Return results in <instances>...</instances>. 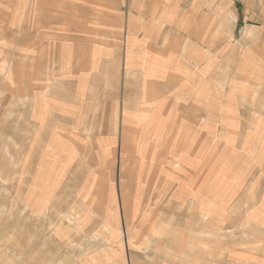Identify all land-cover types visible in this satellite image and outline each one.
<instances>
[{"label":"crops","instance_id":"0c3cea01","mask_svg":"<svg viewBox=\"0 0 264 264\" xmlns=\"http://www.w3.org/2000/svg\"><path fill=\"white\" fill-rule=\"evenodd\" d=\"M121 7L129 36L123 22L112 59L69 66L68 74H80L72 77L45 66L46 55L75 53V38L46 40L43 21L28 12L15 33L13 18L0 17V181L16 162L26 206L52 209L69 231L61 242L87 236L84 264H264V0H124ZM222 16L232 26L223 60L227 118L216 99L206 108L202 97L182 92L199 85L205 40L216 59ZM210 124L216 158L205 160ZM133 150L148 154L131 169L148 195L111 196L130 177L125 155ZM211 181L215 191L206 193ZM3 242L0 264H13L11 242Z\"/></svg>","mask_w":264,"mask_h":264},{"label":"rangeland","instance_id":"374dc122","mask_svg":"<svg viewBox=\"0 0 264 264\" xmlns=\"http://www.w3.org/2000/svg\"><path fill=\"white\" fill-rule=\"evenodd\" d=\"M123 2L124 0H0V17L11 16L13 18L15 33L18 32L28 12L30 17L36 16L43 21V33L46 40H55L59 42L57 44H64L70 41V36L75 38L72 41L78 48L75 53L69 54V51L65 49L60 51L62 57L58 56L59 53H53V56L46 55V60H52V64L45 66V69L54 68L52 65L58 68V74L57 72L51 73L53 76L68 77L70 75L72 77L80 74L78 72L68 74L69 66L71 69L74 65L78 68L92 69L99 65L100 57L106 55L112 59L115 55L114 48L118 38L122 37L124 31L123 22H125L126 37L129 36L127 15L124 8L121 7ZM242 26L243 24L236 26L235 35L238 41L232 42L237 46V49L240 47L238 43L243 44L242 39L239 38V34L241 35L244 31ZM0 27H4V25L1 23ZM231 31L232 26L227 24L222 16L216 22V34L224 35L221 40H216V59L207 56L214 47L205 40L207 54L203 70L199 63V85L193 80L195 82L190 83L189 87L182 91L183 96L188 99L193 98L197 101L202 97L206 108L208 106L212 108L216 99V111L225 114L226 118L229 112L228 102H230L228 89L230 72L223 60L225 59V47L228 44L225 39ZM15 37L16 35H14V39ZM241 49H244L243 45ZM219 53L220 55H218ZM200 79L204 80L203 87ZM240 79H244V77L242 76ZM215 129L216 124L205 125V160L216 158ZM3 155L5 156V154ZM147 156V153L138 154L134 150L126 153L125 162L129 164L130 177L126 175L124 186L119 187V183L114 184V191L110 190L113 193L111 196H116V191L119 196V191L122 190L125 191V196L148 195L145 184L139 185L141 187V191H139L138 184H135L132 179L131 170H134L133 163L137 159H140L137 162L146 161ZM10 158L8 157V160ZM123 161L118 156L120 165ZM9 164L15 167L9 168L6 181H0V245H5L3 240L11 242L13 264H84V253L87 247L90 249V243H86L87 236L80 233L78 237L80 242L78 243H70L69 240L61 242L60 236H68L69 231L65 232V228L58 225L59 221L56 220V217L54 219L52 209L36 214L26 206L22 198L25 186L20 184L21 169L16 167V162H9ZM115 176L116 170L110 177L113 179ZM117 176L123 177L118 172ZM206 179L208 180V177ZM214 191L211 181L206 185V193ZM66 222L70 226L74 224L71 223V218L68 216ZM92 241L93 244L99 243V240L95 238Z\"/></svg>","mask_w":264,"mask_h":264}]
</instances>
